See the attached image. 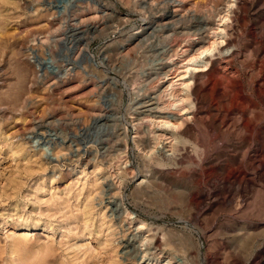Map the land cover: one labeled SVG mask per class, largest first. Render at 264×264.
<instances>
[{"label":"rangeland","instance_id":"374dc122","mask_svg":"<svg viewBox=\"0 0 264 264\" xmlns=\"http://www.w3.org/2000/svg\"><path fill=\"white\" fill-rule=\"evenodd\" d=\"M141 238L264 264V0H0V264H139Z\"/></svg>","mask_w":264,"mask_h":264},{"label":"bare ground","instance_id":"6f19581e","mask_svg":"<svg viewBox=\"0 0 264 264\" xmlns=\"http://www.w3.org/2000/svg\"><path fill=\"white\" fill-rule=\"evenodd\" d=\"M208 50H210V49L208 48V49L202 51L201 54L207 52ZM200 55H197V57L193 56V58L190 59V62L191 63L196 62L199 59V56ZM185 68L186 69L188 68V70H189V66L188 65ZM188 70H184V71H186L185 73L183 72L184 76L179 75V79H180V76L182 77L180 79V82H181L180 84L181 85H185V78H186V75L185 74L188 73ZM186 79H188V78H186ZM178 81H177V83H178ZM175 85H176V83H175ZM171 88H172V85H171ZM185 91H186L185 89H177V88H174L172 90V92H171V95L173 96V98L175 100L174 101V105H172V106H174L175 109H177L180 112H181V110L183 111L185 109V107H186L185 106V102H184V97L182 96L185 93ZM167 104H170V103H167ZM172 104H173V102H172ZM167 108H169V107H167V105H166V109ZM160 122L162 124H165V125H170L172 121H171V119H168V118L165 119L164 118ZM156 138H157V140L167 139L169 141V143H172L173 140L175 139V133L172 132V131H170L169 133L166 132V131L165 132H160V133H157L156 134ZM155 143H157V142H155ZM141 182H143V179H142ZM148 243L149 242H148V240L146 238H144V239L141 238L140 239V244H139L140 245V248L137 249V251H136V253L134 255V256H136V258L139 259V261H140L139 264H185L184 259H182L181 257H179V256H177V255H175L173 253H166V252H162V251H156L154 254H152L151 256H149L148 255V248H147ZM143 246H145V248Z\"/></svg>","mask_w":264,"mask_h":264}]
</instances>
